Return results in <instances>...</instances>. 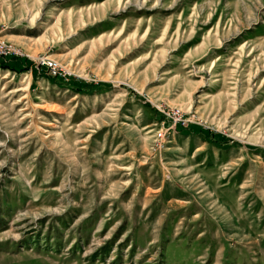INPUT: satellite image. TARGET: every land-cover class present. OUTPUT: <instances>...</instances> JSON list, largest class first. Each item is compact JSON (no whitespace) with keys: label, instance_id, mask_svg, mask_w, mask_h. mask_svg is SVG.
<instances>
[{"label":"rangeland","instance_id":"1","mask_svg":"<svg viewBox=\"0 0 264 264\" xmlns=\"http://www.w3.org/2000/svg\"><path fill=\"white\" fill-rule=\"evenodd\" d=\"M0 264H264V0H0Z\"/></svg>","mask_w":264,"mask_h":264},{"label":"built area","instance_id":"2","mask_svg":"<svg viewBox=\"0 0 264 264\" xmlns=\"http://www.w3.org/2000/svg\"><path fill=\"white\" fill-rule=\"evenodd\" d=\"M162 137V136H161ZM162 140V139H161Z\"/></svg>","mask_w":264,"mask_h":264}]
</instances>
